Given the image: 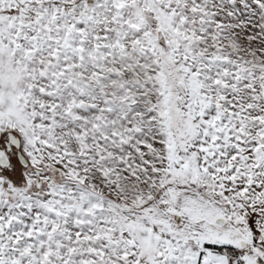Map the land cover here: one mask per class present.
I'll use <instances>...</instances> for the list:
<instances>
[{
    "label": "snow or ice",
    "instance_id": "obj_1",
    "mask_svg": "<svg viewBox=\"0 0 264 264\" xmlns=\"http://www.w3.org/2000/svg\"><path fill=\"white\" fill-rule=\"evenodd\" d=\"M0 264H264V0H0Z\"/></svg>",
    "mask_w": 264,
    "mask_h": 264
}]
</instances>
